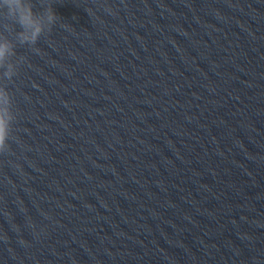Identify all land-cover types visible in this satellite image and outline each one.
<instances>
[{
  "label": "clouds",
  "instance_id": "9594fccd",
  "mask_svg": "<svg viewBox=\"0 0 264 264\" xmlns=\"http://www.w3.org/2000/svg\"><path fill=\"white\" fill-rule=\"evenodd\" d=\"M41 10H35L33 0H0V81H12L17 75V65L24 60L16 56L17 44L30 46L33 51H39L35 46L46 31L50 32L56 24L51 0H40ZM17 27L20 29L17 31ZM8 34L15 39L10 40ZM16 115L13 111V97L7 86L0 83V153L8 148V140L12 133Z\"/></svg>",
  "mask_w": 264,
  "mask_h": 264
}]
</instances>
